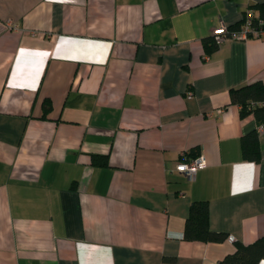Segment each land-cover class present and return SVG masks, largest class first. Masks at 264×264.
<instances>
[{
  "label": "crops",
  "instance_id": "1",
  "mask_svg": "<svg viewBox=\"0 0 264 264\" xmlns=\"http://www.w3.org/2000/svg\"><path fill=\"white\" fill-rule=\"evenodd\" d=\"M261 2L0 0V264H219L264 234V120L230 100L264 36L204 47ZM198 200L224 240L183 237Z\"/></svg>",
  "mask_w": 264,
  "mask_h": 264
},
{
  "label": "trees",
  "instance_id": "2",
  "mask_svg": "<svg viewBox=\"0 0 264 264\" xmlns=\"http://www.w3.org/2000/svg\"><path fill=\"white\" fill-rule=\"evenodd\" d=\"M254 10L252 21L253 26H261L264 29V2L250 6ZM259 21L261 23L259 24ZM242 22V20H241ZM228 26L229 28H238L241 24ZM204 47L207 53L217 48L213 36L204 39ZM231 102L238 103L241 106V115L253 112L258 121L264 120V107L256 106L249 108L251 100H264V84L261 82H253L242 85L230 90ZM241 154L244 159L258 160L259 158V142L256 131L244 134L240 138ZM190 155V154H189ZM196 153H191V156ZM93 164L105 165L107 163L106 156L92 155ZM208 204L205 200L192 201L189 206V212L185 220L183 237L188 240L201 241H221L226 238L224 232L215 231L210 228L208 221ZM234 249L231 253L226 254L219 264H257L264 259V234L259 236L253 242L244 244L234 241ZM164 259H167L166 257Z\"/></svg>",
  "mask_w": 264,
  "mask_h": 264
},
{
  "label": "built area",
  "instance_id": "3",
  "mask_svg": "<svg viewBox=\"0 0 264 264\" xmlns=\"http://www.w3.org/2000/svg\"><path fill=\"white\" fill-rule=\"evenodd\" d=\"M254 17V10L252 8H247L242 18V22L238 28H229L225 25H220L213 29L212 36L214 42L218 45L225 39H246L249 37H261L264 36V29L261 26H253L252 21ZM261 21H259V24ZM8 27H14L11 23L7 24ZM190 92L188 93V95ZM256 106L264 107V100H251L249 102V108H254ZM262 131V125H258L257 134ZM206 164L205 158L202 154H197L194 156L188 155L186 152H181V158L175 164L173 170L183 173L187 178L192 179L195 176L196 171L199 168L204 167ZM232 239L231 237H229Z\"/></svg>",
  "mask_w": 264,
  "mask_h": 264
}]
</instances>
